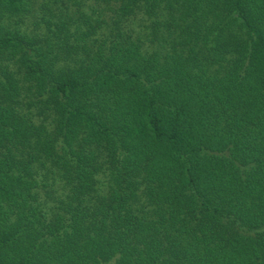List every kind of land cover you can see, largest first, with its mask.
<instances>
[{
	"label": "trees",
	"instance_id": "16d2710c",
	"mask_svg": "<svg viewBox=\"0 0 264 264\" xmlns=\"http://www.w3.org/2000/svg\"><path fill=\"white\" fill-rule=\"evenodd\" d=\"M0 264H264V0H0Z\"/></svg>",
	"mask_w": 264,
	"mask_h": 264
}]
</instances>
